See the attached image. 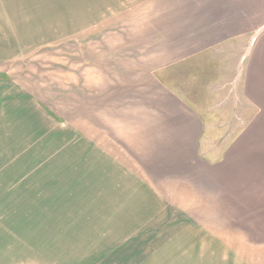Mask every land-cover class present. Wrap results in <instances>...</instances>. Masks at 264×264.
I'll list each match as a JSON object with an SVG mask.
<instances>
[{"label":"rangeland","instance_id":"374dc122","mask_svg":"<svg viewBox=\"0 0 264 264\" xmlns=\"http://www.w3.org/2000/svg\"><path fill=\"white\" fill-rule=\"evenodd\" d=\"M149 8L0 0V264H232L214 163L175 172L140 143L147 85L110 81Z\"/></svg>","mask_w":264,"mask_h":264},{"label":"crops","instance_id":"0c3cea01","mask_svg":"<svg viewBox=\"0 0 264 264\" xmlns=\"http://www.w3.org/2000/svg\"><path fill=\"white\" fill-rule=\"evenodd\" d=\"M130 1L150 10L133 30L143 38L119 42L118 56L135 43L139 61L119 63L110 81L150 90L140 143L175 172L214 163L221 251L232 264H264V0Z\"/></svg>","mask_w":264,"mask_h":264}]
</instances>
